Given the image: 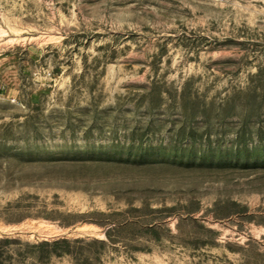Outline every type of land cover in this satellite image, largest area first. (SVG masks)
<instances>
[{
	"label": "rangeland",
	"instance_id": "rangeland-1",
	"mask_svg": "<svg viewBox=\"0 0 264 264\" xmlns=\"http://www.w3.org/2000/svg\"><path fill=\"white\" fill-rule=\"evenodd\" d=\"M107 220L102 264H264V0H0V239Z\"/></svg>",
	"mask_w": 264,
	"mask_h": 264
},
{
	"label": "trees",
	"instance_id": "trees-1",
	"mask_svg": "<svg viewBox=\"0 0 264 264\" xmlns=\"http://www.w3.org/2000/svg\"><path fill=\"white\" fill-rule=\"evenodd\" d=\"M12 206L8 204V208L15 209V212H7L8 215L15 217L18 215L20 218L14 220L9 218L7 222H18L24 217H29V214L20 215L18 211H22V206L19 203ZM27 206V209H30ZM9 210V209H8ZM13 211V210H10ZM18 213V214H17ZM29 213V212H25ZM100 214V213H99ZM105 216L106 214L101 213ZM85 216V214L73 213H60L57 211L46 212V214H36L30 217H41L52 222H58L61 228L67 229L74 227L77 223L89 222L91 220H78ZM105 226L106 240H99L89 237H67L66 235L56 237L53 239H46L34 243L22 242L16 238L4 237L0 239V264H24L26 261L33 260L39 264H50L55 258H69L76 264H102L103 254L109 243L114 242V234L117 232V225L111 220H107ZM128 226H131V224Z\"/></svg>",
	"mask_w": 264,
	"mask_h": 264
}]
</instances>
